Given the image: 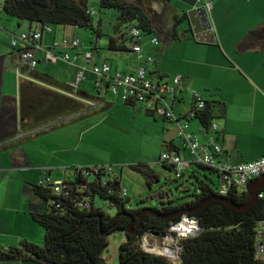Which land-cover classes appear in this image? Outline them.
<instances>
[{
	"label": "crops",
	"instance_id": "1",
	"mask_svg": "<svg viewBox=\"0 0 264 264\" xmlns=\"http://www.w3.org/2000/svg\"><path fill=\"white\" fill-rule=\"evenodd\" d=\"M244 1L229 6L223 5L222 0L220 4L218 0H213L215 25L210 14L211 30L215 38L213 43L196 41L187 31L186 24L180 27L182 21L175 23V27L172 22L168 23L166 16L171 8L167 4L160 19L161 27L155 28L153 36L159 39L160 45H151L149 41L152 37L148 40L142 38L143 54L154 59L151 66L144 65L148 68L149 78L154 81H171L174 76L181 78V91L173 101L177 122L163 120L168 122V131L164 129L166 134L162 138V152L171 151L182 159H189L184 156L189 155V151L179 147L180 139L177 135L178 125H185L202 145L210 147L212 143L219 144L220 161L223 163L237 164L264 157V40L251 42L248 34L264 25V0H254L257 4L250 8L242 7ZM5 17L8 16L1 10L0 252L18 248L24 242L43 244L44 231L33 216L46 213L48 204L35 194L34 187L40 185L45 175L56 181L69 178L74 167L107 164L104 159L99 161L97 158L94 144L98 137L91 130L96 123L93 122L91 127L90 122L95 117H101L97 124L105 123L110 115L106 113L93 118L91 115L101 112L98 106L41 128L22 131L19 112L21 79L16 73L19 50L11 47V41L17 35L12 32L13 29L20 30V33L38 30L39 25L15 18L9 25V21H1ZM174 34L176 37H173ZM65 35V32L54 30L52 34L43 36L40 45L55 52L52 43ZM204 40L210 41V38ZM125 47L127 49L121 51L108 47L109 51L103 53L97 49L88 68L99 64L104 56L112 72L135 73L139 63L128 42ZM84 52L87 51L82 47L70 51L78 55L79 65L85 63L82 59ZM36 56L38 65L33 71L41 76H52L57 84L70 86L74 82L75 67L63 63H47L45 54L40 50H36ZM23 68L20 73L28 77L30 72L23 73ZM82 87L86 91L88 83L85 82ZM194 93L203 101L211 103L214 116L212 123L217 127L215 131L210 126L206 129L196 119L188 118L195 103ZM105 94L102 93L104 100L98 101L105 104V110L118 107L126 111L133 121L139 117L145 128L151 126L149 117L156 120V116L143 105H128L118 96H115L114 103L107 102ZM81 125L83 129H80ZM0 264L47 263L23 254L15 259H0Z\"/></svg>",
	"mask_w": 264,
	"mask_h": 264
},
{
	"label": "trees",
	"instance_id": "2",
	"mask_svg": "<svg viewBox=\"0 0 264 264\" xmlns=\"http://www.w3.org/2000/svg\"><path fill=\"white\" fill-rule=\"evenodd\" d=\"M100 6L103 10H113L116 13L113 31L117 39L115 37L109 39V49L119 51L127 49L124 40L121 39L125 35L123 31L127 32L130 27L141 30L143 35L155 34V23L142 7L126 0H100ZM2 12L8 17L40 27L51 26L53 30L60 26L88 28L92 34L101 36L100 31L94 28L89 9L82 7L75 0H53L52 3L49 0H4ZM183 19L184 14L176 16L175 23ZM173 37H176V34ZM27 71L30 72L28 77L36 82L21 79L19 83L22 131L41 128L79 114L89 108L85 101L93 103L103 101L102 93H107L94 88V93L75 91L69 85L57 84L50 75L41 76L24 67L23 73ZM94 79L93 76V82ZM105 86L107 87L108 83H105ZM204 103V110L193 119L198 120L207 129L213 124L214 116L211 103L205 101ZM220 154L214 155L218 166L225 164L220 161ZM161 164L175 172L173 166ZM111 167L112 172L117 174V179H110L111 174H106L104 169L101 170L102 176L81 175L71 180L72 193L68 198L55 195L50 186L41 183L34 187L35 194L48 204L46 213L33 216L44 231L43 244L24 242L18 248L0 252V259H15L26 254L47 264H109L102 258V253L109 244L108 236L123 231L126 242L120 245L117 264H174L165 256L145 252L141 240L147 232L151 230L162 232L183 216L173 215L187 212L186 216L198 221L200 233L180 241L181 250L176 264H264L256 251V228L257 224L264 220V200L257 198L250 208L233 211L218 198H225L237 207L248 204L250 198L246 191L239 193L234 187L227 197L219 196L220 174L216 168L191 161L182 175L176 178L179 181L188 172L191 185L192 179L196 180L197 185L194 192L189 195V200L174 202L168 194L157 193L155 198L161 202V208H151L157 214L155 216L143 214L146 208H129V197L128 194L123 195L125 188L121 176L113 166ZM131 168L146 177L149 187L157 179L154 171L147 165ZM75 169L74 167L71 171ZM197 170L210 171L216 180L213 181L207 176L205 180L200 179ZM103 178L108 179L106 184L102 183ZM83 185L85 188L81 189ZM258 192L260 190L257 194ZM211 199L215 200L201 207ZM83 203H89L90 207L84 208ZM102 203L105 204L107 211H113L114 214L110 215L104 211ZM141 217L140 228L136 230ZM131 222L133 226L127 233Z\"/></svg>",
	"mask_w": 264,
	"mask_h": 264
},
{
	"label": "built area",
	"instance_id": "3",
	"mask_svg": "<svg viewBox=\"0 0 264 264\" xmlns=\"http://www.w3.org/2000/svg\"><path fill=\"white\" fill-rule=\"evenodd\" d=\"M213 0H197L196 8H204L209 15L213 11ZM53 28L51 26H39L38 30H30L17 34L11 41V47L18 51V62L16 63L17 75L19 79H26L36 82L29 77H23L20 70L22 67L30 71L35 70L38 65L36 50L43 51L45 60L50 64L63 63L76 68L75 80L70 84L75 91L79 90V86L87 81L86 74L91 73L94 76V89L97 91L110 92L113 96H118L124 103L140 104L155 116L161 117L167 121H176L177 119L173 113V101L181 91V78L174 76L171 81L151 80L148 76V69L144 65L151 66L154 59L151 56H145L142 50L143 34L141 30L130 27L125 32L121 40L124 43L128 42L130 50L135 54L139 66L135 73H120L112 72L110 64L102 56L100 63L88 68L93 58L91 52H84L82 59L84 65H79L78 55L71 54L70 51L78 50L81 47L79 40L75 38L63 37L55 40L52 43V52L40 45V42L45 34H52ZM150 44L158 47L160 41L157 37L150 39ZM108 83V86H105ZM76 98V97H74ZM195 103L193 109L189 112L188 118L193 119L195 116L204 110L205 103L201 97L194 93ZM90 109H96L93 102L85 101ZM211 130L217 129L215 124L210 127ZM177 135L186 148L191 159L184 161L179 155L164 151L160 155L161 163L168 166H173L175 169V178H179L182 173L189 167L191 161L203 163L212 168H216L220 174V186L218 195L227 197L230 190L234 187L239 193L246 191V187L250 182L256 181L264 176V157L255 161L237 163V164H222L218 166L214 155L221 153V146L212 143L210 147L204 146L197 140L196 136L187 130V126L178 125ZM71 172L69 178H62L60 180H52L50 176H45L41 185L50 186L55 195H60L63 198L70 197L72 193L71 180L78 178L81 175L94 176L101 175V170L104 169L106 174H111L110 179H117V174L112 172L111 166H94V167H75ZM106 179H102V183L106 184ZM83 185L81 189H84ZM127 191H123L126 195ZM257 198L264 200V189L260 190ZM84 208H89V203H83ZM200 233V226L195 218L183 215L176 223H172L166 230L162 232H155L151 230L147 232L142 240V249L150 254L171 256L177 261L180 254V241L187 237L197 236ZM256 251L258 258L264 261V220L257 224L256 228ZM170 259V258H169ZM171 260V259H170Z\"/></svg>",
	"mask_w": 264,
	"mask_h": 264
},
{
	"label": "rangeland",
	"instance_id": "4",
	"mask_svg": "<svg viewBox=\"0 0 264 264\" xmlns=\"http://www.w3.org/2000/svg\"><path fill=\"white\" fill-rule=\"evenodd\" d=\"M4 0H0V11L2 10V4ZM219 4L221 0H218ZM223 5L232 6V4H238L241 0H222ZM257 4L254 0H245L242 7H251L253 4ZM87 8L89 9L92 18L94 28L99 30L101 33L100 37L92 34L91 30L88 28L80 27H57L55 30L65 32L66 37H73L79 40L81 47L88 52L94 54L98 49L103 52H108L109 39L114 37L113 24L115 19V11L113 10H103L100 6V0H88ZM171 12L166 16L168 23L172 22L173 27H175V17L181 16L186 12L189 7L183 3L176 2L172 4ZM213 25H215V11L211 13ZM1 21H9V25L13 22L12 17H5ZM185 26L182 24L180 27ZM0 28H3L0 24ZM20 30L13 29L12 34H19ZM154 34H144V40H148ZM97 43V44H95ZM87 73L88 89L86 93H94V82L93 74ZM84 83L81 84L79 90L83 91ZM85 87V86H84ZM103 92V91H102ZM115 96L110 92L105 94V99L107 102L114 103ZM121 104V103H120ZM96 107L99 106L100 113L97 115H91L93 118L95 116H101L110 114L109 119L105 123H98L101 117H95L92 123H96V126L91 129L94 133L96 143L94 144L95 152L99 161L108 162L103 166H113V169L121 176L122 185L127 191L129 197V208L139 209V208H161V202L155 198L157 193H165L169 195V198L174 202H184L189 200V195L194 192V187L197 185L196 180L193 178L191 185L189 180V173L181 180L177 181L175 178V173L171 170L164 168L160 161V155L163 151L162 148V138L166 134L164 129L168 131L166 124L161 117L156 116V120L149 117L150 127H143V123L136 117V120H131L130 115L125 111H121L118 107L105 110V104L97 102ZM123 106V105H122ZM103 110V111H102ZM156 121V122H155ZM72 124V123H69ZM171 126V124H169ZM83 125H81L80 129ZM85 144H83L84 146ZM179 147L182 148V143L179 141ZM191 159V155H184ZM188 159V160H189ZM186 161L185 159H183ZM137 165H147L157 176L151 187L147 184L146 177L131 168V166ZM200 179L205 180V176L209 177L211 180L215 181L216 177L213 173L208 170H197ZM99 201V200H98ZM101 207L104 211H107L105 204L102 203ZM110 215H113V211H107ZM126 242V235L123 231H117L108 236V246L102 253V258L109 264H117L119 262V248L120 245ZM171 259V262L177 261V259L167 256Z\"/></svg>",
	"mask_w": 264,
	"mask_h": 264
},
{
	"label": "water",
	"instance_id": "5",
	"mask_svg": "<svg viewBox=\"0 0 264 264\" xmlns=\"http://www.w3.org/2000/svg\"><path fill=\"white\" fill-rule=\"evenodd\" d=\"M49 1L50 3H52L53 0H49ZM75 1L78 4H80L82 7L87 8L88 0H75ZM127 1H130L145 9L146 12L150 15L153 22L155 23V28L161 27L160 19L164 15L165 4L169 5V7H172V4L176 2L183 3L184 5L189 7V9L183 13L184 19L182 20V23L187 25V31L191 33L192 36H194L196 41L198 42H203V41L208 43L215 42V38L211 30L209 15L207 14L204 8H196L197 0H127ZM248 34H249V38L251 39V42L264 40V25L258 28L254 32H248ZM209 38L210 41L204 40ZM262 189H264V176H262L260 180H258L257 182L253 181L247 185L246 192L250 198V201L245 206L243 207L234 206L225 198H218V200L227 204L233 211L236 210L242 211L250 208V206L256 202L257 191ZM213 200L215 199L207 200L205 203H203L201 207L206 206L209 202ZM145 213H149L157 216V214L151 208H146L143 211V214ZM186 213L187 212H179L173 216L186 215ZM141 222H142V217L140 219V223L136 227V230L140 228ZM132 226H133V222H131V224L129 225L127 229V233L130 232L129 229Z\"/></svg>",
	"mask_w": 264,
	"mask_h": 264
},
{
	"label": "flooded vegetation",
	"instance_id": "6",
	"mask_svg": "<svg viewBox=\"0 0 264 264\" xmlns=\"http://www.w3.org/2000/svg\"><path fill=\"white\" fill-rule=\"evenodd\" d=\"M168 6H169V5H168ZM168 6H167V7H168ZM167 7H166V10H168V8H167Z\"/></svg>",
	"mask_w": 264,
	"mask_h": 264
}]
</instances>
